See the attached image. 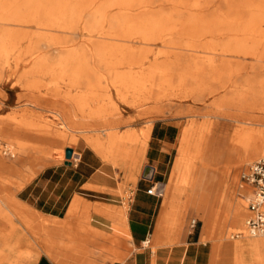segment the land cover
<instances>
[{
  "label": "rangeland",
  "instance_id": "374dc122",
  "mask_svg": "<svg viewBox=\"0 0 264 264\" xmlns=\"http://www.w3.org/2000/svg\"><path fill=\"white\" fill-rule=\"evenodd\" d=\"M158 119L178 129L162 184L179 155L193 167L166 209L175 230L166 229L187 232L194 219L202 233L212 213L217 223L222 182L226 199L245 208L244 221L251 189L239 176L264 155V0H0V228L24 234L20 248L35 246L30 233L43 229L44 218L16 199L40 169L63 163L65 148L71 160L90 149L121 181L125 204L124 187L149 166L144 151ZM126 132L145 140L128 170L108 164ZM4 202L23 211V226ZM218 226L221 241L246 240L229 239L234 233ZM57 238L73 247L88 239Z\"/></svg>",
  "mask_w": 264,
  "mask_h": 264
},
{
  "label": "crops",
  "instance_id": "0c3cea01",
  "mask_svg": "<svg viewBox=\"0 0 264 264\" xmlns=\"http://www.w3.org/2000/svg\"><path fill=\"white\" fill-rule=\"evenodd\" d=\"M177 133V126L169 120L153 121L144 151L146 164L153 168L151 183L165 192L164 200L146 195L145 189L151 183L139 177L135 184L128 183L124 187L127 197L123 204L117 193L121 181L106 173L108 169L90 149L75 153V163L40 169L38 175L20 189L16 199L31 209L37 219L43 217L41 223L51 219L66 222L67 227L58 224L52 228L48 249L52 257L43 252L40 241L43 228L36 237L28 231L35 246L30 245L27 251L21 247V252L17 253L0 245V264H65L66 259H71L69 264H262L254 242L256 237H246V240L235 243L223 241L220 247H216L218 242L209 240L205 232L207 220L202 233L193 229L171 234L166 229L175 230L168 222L166 209L179 193L178 187L189 185L193 169L191 164L186 165L185 157L179 155L169 182L162 184L164 167L171 161L170 153L174 150ZM117 136L118 142L108 164L128 170L135 166L137 156L143 154L145 140L142 132ZM183 170L186 173L180 178ZM218 194L219 191L214 203ZM232 233H245V230L237 228ZM19 234L20 243L24 242V234ZM59 235L88 239H84L82 246L73 247L71 243L58 239ZM4 236L9 238L12 233L0 228V237ZM231 250H240L241 260L237 256L231 260ZM23 257L32 258L34 262L21 263Z\"/></svg>",
  "mask_w": 264,
  "mask_h": 264
},
{
  "label": "bare ground",
  "instance_id": "6f19581e",
  "mask_svg": "<svg viewBox=\"0 0 264 264\" xmlns=\"http://www.w3.org/2000/svg\"><path fill=\"white\" fill-rule=\"evenodd\" d=\"M47 2V1H46ZM85 6V5H84ZM227 6V5H226ZM90 7V6H88ZM167 7V6H166ZM83 8V7H82ZM147 8V7H146ZM85 8H83L84 10ZM113 9V8H112ZM124 9V8H123ZM88 10V9H87ZM92 10V9H91ZM121 10V9H120ZM144 10V9H143ZM153 10V8H152ZM209 10V9H208ZM218 10V9H217ZM86 11V10H85ZM90 11V10H89ZM118 11V10H116ZM115 11V12H116ZM80 13V12H79ZM83 15V14H82ZM85 16L86 13H85ZM104 17V16H102ZM123 18V17H122ZM101 20V19H100ZM27 23V22H26ZM103 23V22H102ZM35 24V23H34ZM85 24V23H84ZM50 25V24H49ZM102 25V24H101ZM99 26V25H98ZM102 27V26H101ZM100 27V28H101ZM190 27V26H189ZM99 28V29H100ZM55 29V28H54ZM99 31V30H98ZM99 33V32H98ZM153 35V34H152ZM234 36V35H233ZM151 37V36H150ZM208 38V37H207ZM166 41V40H165ZM132 42V41H131ZM65 43V42H64ZM154 45V44H153ZM120 48V47H119ZM137 49V48H136ZM74 50V49H73ZM76 54V53H75ZM73 56V54H71ZM75 56V55H74ZM77 57H75L74 59L76 60ZM229 58V57H228ZM233 59H236V58H233ZM67 60V59H66ZM74 60V61H75ZM83 60V59H82ZM68 61V60H67ZM72 61V62H74ZM82 62V61H81ZM256 62V61H255ZM67 63H70L71 62H67ZM66 64V63H64ZM73 64V63H72ZM85 64V63H84ZM142 65V64H141ZM260 65V64H259ZM66 67V65H65ZM73 67V65H72ZM113 67V66H112ZM78 68V66H77ZM62 69V68H61ZM63 70V69H62ZM66 75V74H65ZM72 81V80H71ZM62 123V122H61ZM62 126V125H61ZM64 126V125H63ZM69 131V129H68ZM109 131V130H108ZM0 135L1 136H5V133L4 132H1L0 130ZM188 136H189V131H187L182 139V143H181V147L179 149V153L180 154H184L185 153V141L188 139ZM107 150V149H106ZM72 151V150H71ZM263 151V148L257 150L254 154H260L261 152ZM73 153V152H72ZM4 155V154H3ZM263 156V155H262ZM72 158V157H71ZM108 158V157H107ZM115 158V157H114ZM71 160V159H70ZM233 179H231L232 181ZM222 185V189L219 190V194H218V197L217 199L215 200V204H217V206L223 205V209H222V217H220L219 219L217 218V223H214V217H215V214L212 213L211 214V217L209 219H207V222H206V225H205V232L206 234L209 236L208 239L210 240H215L218 242V245H216V247H220V242L222 241H226L227 238L224 237L221 241V239H218L216 237V234H217V228L219 227L218 225L223 221L225 223V231L229 232V233H232L235 229H240V230H245V220L248 218L249 216V212H248V216L246 219H244L243 221V218L245 217V214L247 213L245 211V208H243V205L242 203H233V201H228V198L226 199V194H227V189H226V186L225 185V182H222L221 183ZM221 187V186H220ZM228 188V187H227ZM226 189V194L224 192V190ZM231 197V196H230ZM231 199V198H230ZM232 200V199H231ZM244 202L247 201V199H243ZM225 202V203H224ZM224 203V204H223ZM4 205L9 207L8 210L9 212H11L12 216L13 217H16V219L20 220L19 223L23 226V222H22V215H23V211H20L18 209H15V207H11L7 202H4ZM217 209V208H216ZM262 209L264 211V203H263V206H262ZM247 210V209H246ZM66 222H57L55 220H51V219H46L45 221H43L41 224L43 225V228H44V232H43V237H41L42 239L40 240L41 243H42V246L44 247V253L46 255H48L49 257H52L51 255V252L50 250H48L50 248V245H51V240L49 239V236L51 235V230L53 227H57L58 224H60V227H67V225L65 224ZM228 224V225H226ZM16 230L17 228L14 227V229L12 230V236L9 237V239H6L5 237H0V245L5 248V249H10V251H13L15 250L17 253H20V234L17 233L16 234ZM33 235L36 237L38 236L39 234H37V232H33ZM243 237H248L247 234H246V231L245 233H239V234H236L234 235V238L232 236L229 235V239H242ZM255 241L257 243V252L259 254V257L261 258V261H262V264H264V252L262 251L263 247H262V240L259 236H254V237H249V238H255ZM8 238V237H7ZM255 243V244H256ZM6 251V250H4ZM11 254V253H10ZM231 256V260L234 259L236 256L238 257V259H240L241 257V253H240V250H238L237 252L235 250H231V253H229ZM241 260V259H240Z\"/></svg>",
  "mask_w": 264,
  "mask_h": 264
},
{
  "label": "built area",
  "instance_id": "2783aa9c",
  "mask_svg": "<svg viewBox=\"0 0 264 264\" xmlns=\"http://www.w3.org/2000/svg\"><path fill=\"white\" fill-rule=\"evenodd\" d=\"M4 156H9L7 149L3 148ZM76 160H70L75 163ZM240 183L247 185L251 189L250 197L247 199L246 209L249 212L248 218L245 220V231L248 237L259 236L262 240L264 251V211L262 209L264 203V155L249 164L239 176ZM147 182V181H146ZM148 183H151L148 182ZM145 194L156 198L161 197V189L151 183L146 189ZM197 221L190 219L188 221V231L195 229Z\"/></svg>",
  "mask_w": 264,
  "mask_h": 264
},
{
  "label": "water",
  "instance_id": "95a60500",
  "mask_svg": "<svg viewBox=\"0 0 264 264\" xmlns=\"http://www.w3.org/2000/svg\"><path fill=\"white\" fill-rule=\"evenodd\" d=\"M71 157H72L71 149L65 148L63 153V158H64L63 164L70 165ZM152 175H153V168L150 166H144L141 171L140 178L144 181L150 182L152 180Z\"/></svg>",
  "mask_w": 264,
  "mask_h": 264
}]
</instances>
